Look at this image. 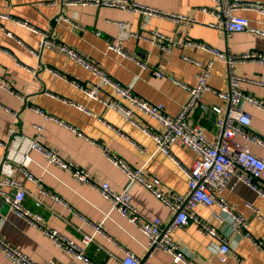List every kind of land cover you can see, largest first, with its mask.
Here are the masks:
<instances>
[{
    "label": "crops",
    "instance_id": "1",
    "mask_svg": "<svg viewBox=\"0 0 264 264\" xmlns=\"http://www.w3.org/2000/svg\"><path fill=\"white\" fill-rule=\"evenodd\" d=\"M75 0H0V162L9 159L13 165L27 153L31 158L28 171L37 181L26 178L17 169L16 176L27 192L24 206L41 214V228L16 215L10 205L0 203V236L26 253L32 260L57 261L60 264H87L77 259L43 232L57 229L79 244L84 235H93L85 245V255L93 264H123L125 250L153 264H187L174 262L162 248H151L149 238L140 227L112 208L98 188L74 179L70 171L49 162L41 151L29 147L42 125L41 142L75 165L91 172L97 183L107 181L119 191L125 188L141 214L140 221L160 218L168 226L174 213L139 182L130 183L127 175L105 154V149L123 158L149 176L160 180L163 190L183 193L187 190L184 168L192 165L196 152L173 144L171 154L157 151L155 140L142 127L159 129L147 114L137 111L131 122L115 104L121 99L115 88L101 82L99 75L69 55L51 47H43L44 35L64 43L97 64L114 80L128 86L140 97L164 104L175 115L188 98V91L176 80L194 86L198 74L211 54L194 41L218 47L231 54L248 51L264 52V36L241 31L227 35L208 25L214 16L202 10L212 0H140L167 12L184 14L187 19L174 21L167 17L135 13L113 6L75 3ZM264 3V0H250ZM250 23L264 30V14L255 10H239ZM15 19L27 21L36 30L24 27ZM119 22L128 23L122 29ZM158 30L175 40L168 47L146 37ZM188 56V59L185 58ZM155 70L164 72L157 77ZM242 76L244 92L264 99V67L258 62H236L232 68ZM58 74H57V73ZM97 90L99 98L91 97L83 88ZM209 85L228 90L229 67L226 60L215 58ZM107 101L108 103H105ZM228 102L207 91L190 112L188 120L200 124L207 135L215 132V121L222 116ZM251 114L250 128L264 138V111L248 102L242 104ZM221 107L222 113L215 111ZM9 128H14L10 134ZM239 140L244 138L237 136ZM251 150L264 159V145L251 144ZM174 157L175 159H173ZM260 180L264 188V172ZM5 189L12 190L6 186ZM41 189L45 192H41ZM232 210L241 215L244 225L234 227L218 204H197L200 218L227 237L229 252L222 257L219 239L199 231L195 222L175 228L171 234L187 258L195 264H264V196L244 181L232 179L220 192ZM41 200V205L36 200ZM58 198V199H57ZM225 218L219 220L213 211ZM93 223L103 222L102 231L95 232L80 215ZM262 242V245L258 242ZM0 264H15L0 248Z\"/></svg>",
    "mask_w": 264,
    "mask_h": 264
},
{
    "label": "built area",
    "instance_id": "2",
    "mask_svg": "<svg viewBox=\"0 0 264 264\" xmlns=\"http://www.w3.org/2000/svg\"><path fill=\"white\" fill-rule=\"evenodd\" d=\"M75 3L90 4L95 6H113L128 9L135 13H143L149 15H157L170 18L174 21L187 19L184 14L175 12H167L162 9L152 7L142 3L140 0H75ZM204 11L210 12L214 16V20L208 23L209 26L223 30L227 35L235 32L249 31L264 36V30L253 26L250 20L237 13L239 10H255L264 14V3L250 0H212L210 8H202ZM1 17H8L6 14H0ZM20 25L36 30L27 21L15 19ZM128 23L119 22L122 29L128 28ZM153 42L159 44L162 48H167V42L175 44V40L165 36L158 30H153L146 37ZM185 44L197 45L198 47L208 51L211 54L207 63L198 64L202 70L198 74V83L194 86L184 84L172 77V80L183 86L188 91V98L182 105L181 110L172 115L167 112L164 104L153 103L135 94L130 87L114 80L97 64L93 63L80 53L70 48L64 43L58 42L51 37L44 35L41 41L43 47H51L62 53L69 55L78 63L92 70L99 75L101 82L110 84L115 88V94L121 99H114L115 104L122 110L127 118L138 123L134 119L137 111L143 112L156 120L159 129H150L142 127L143 131L150 135L156 142L157 151L171 154V146L180 144L193 149L197 156L192 165L184 168L187 177V190L183 193H173L162 189L160 180L156 176H147L142 168H138L128 163L123 158L109 152L105 149V154L110 160L118 166L128 177L130 183L139 182L150 190L156 197L165 203L174 213V216L168 226H164L160 218L145 219L140 221L141 214L132 202V194L125 188L123 190H115L107 181L97 183L91 172L86 168H81L73 162H69L59 155V152L53 148H47L41 142L43 137L42 125H36L38 135L34 140L29 141V147L41 151L45 154L49 162L68 170L74 179L85 182L98 188L103 197L110 201L112 208L125 216L130 222L137 224L142 232L149 238V246L151 248H162L173 256L174 262L184 261L187 264H195L173 238L171 231L175 228L182 227L189 222H195L199 231L213 236L220 240V250L222 257H225L230 250L227 237L219 232V230L204 221L196 212L197 204H205L211 206L218 204L221 211L227 214L231 219L232 225L238 227L244 225L243 217L235 213L229 202L221 196L220 192L232 180L244 181L264 196V188L260 184V178L264 172V159L260 158L251 150V144L264 145V138L251 130V114L244 110L243 102H248L264 111V99L244 92L241 87V81L244 77L236 75L232 68L236 62L254 61L264 67V52L248 51L243 53L231 54L223 51L218 47L197 43L194 41H186ZM226 60L229 67V88L228 90H216L208 83L210 71L215 58ZM185 58L188 59V56ZM57 73V72H56ZM58 74V73H57ZM157 77H163L164 72L155 70ZM76 86L83 88L77 82H73ZM91 97L99 98L95 87L87 89L83 88ZM207 91L216 93L219 97L228 102L221 117L215 121V132L209 137L200 124H192L188 117L193 108L198 104L199 100ZM105 103H108L105 101ZM215 111L222 113L221 107H215ZM14 128H9L10 134L14 133ZM237 136L244 138L239 140ZM175 159L174 157H172ZM12 155L9 159L0 162V198L10 205L11 210L18 216L26 219L30 224L40 227L42 219L41 214L36 213L24 206L26 190L23 182L17 178V169L24 172L26 178L37 181L36 178L28 171L27 165L31 158L27 153L23 154V158L19 161L20 166L13 165L11 162ZM6 186L12 187L13 191L5 189ZM41 192L43 189H41ZM58 199V198H57ZM41 200L37 198L36 204L41 205ZM213 214L221 221L224 217L221 213L213 211ZM80 215V214H79ZM80 217L89 225H92L95 232H101L103 222L93 223L88 218L80 215ZM43 232L46 233L54 243L63 248L69 254L74 255L77 259L85 261L87 264H93L85 255V245L91 243L94 239L93 235L86 234L79 244L74 240L65 236L57 229H48L44 226ZM262 245V242H258ZM0 248L15 264H60L57 261L49 260L46 262H37L32 260L26 253L12 246L9 242L0 236ZM123 264H153L149 260H144L136 256L132 251L125 250Z\"/></svg>",
    "mask_w": 264,
    "mask_h": 264
},
{
    "label": "water",
    "instance_id": "3",
    "mask_svg": "<svg viewBox=\"0 0 264 264\" xmlns=\"http://www.w3.org/2000/svg\"><path fill=\"white\" fill-rule=\"evenodd\" d=\"M0 203H1V204L4 203V201L2 200V198H0ZM0 208H1V206H0ZM0 217H1V216H0Z\"/></svg>",
    "mask_w": 264,
    "mask_h": 264
}]
</instances>
